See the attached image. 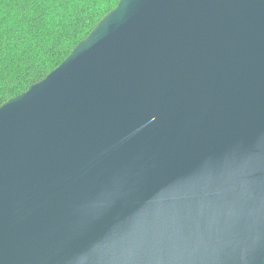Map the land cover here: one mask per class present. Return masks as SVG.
Listing matches in <instances>:
<instances>
[{
  "label": "water",
  "instance_id": "obj_1",
  "mask_svg": "<svg viewBox=\"0 0 264 264\" xmlns=\"http://www.w3.org/2000/svg\"><path fill=\"white\" fill-rule=\"evenodd\" d=\"M0 264H264V0H119L1 103Z\"/></svg>",
  "mask_w": 264,
  "mask_h": 264
},
{
  "label": "trees",
  "instance_id": "obj_2",
  "mask_svg": "<svg viewBox=\"0 0 264 264\" xmlns=\"http://www.w3.org/2000/svg\"><path fill=\"white\" fill-rule=\"evenodd\" d=\"M119 0H0V104L45 77Z\"/></svg>",
  "mask_w": 264,
  "mask_h": 264
}]
</instances>
